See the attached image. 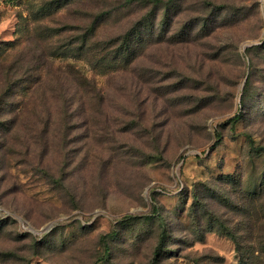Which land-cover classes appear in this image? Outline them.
<instances>
[{"label":"rangeland","instance_id":"rangeland-1","mask_svg":"<svg viewBox=\"0 0 264 264\" xmlns=\"http://www.w3.org/2000/svg\"><path fill=\"white\" fill-rule=\"evenodd\" d=\"M124 3L0 0V264H264V0Z\"/></svg>","mask_w":264,"mask_h":264},{"label":"trees","instance_id":"trees-1","mask_svg":"<svg viewBox=\"0 0 264 264\" xmlns=\"http://www.w3.org/2000/svg\"><path fill=\"white\" fill-rule=\"evenodd\" d=\"M125 3H124V6L125 5H129V4H132V5H149V4H153V5H159L162 0H124ZM107 13L109 12H100L98 13L96 16H94L93 20L90 22V24L87 25V32L89 33V36L88 37H91V34L95 31V29L99 26V24L102 22L103 20V16L106 15ZM136 29L135 25L132 26L131 28H129L127 30V33H125L124 35H120L119 36V40H120V37H121V41L118 40V38H116L114 40V42H116L117 44H119V47H122V48H126V50L128 51L130 49V38L129 36H131V33ZM86 39V43L87 45L89 44V39L88 37L85 35ZM105 49V46L102 47V50ZM120 49V48H119ZM241 105H242V102H241ZM240 117V115H236L235 116V120L238 119ZM217 135L218 137H220V133L217 132ZM128 218H132V215L130 216H127Z\"/></svg>","mask_w":264,"mask_h":264}]
</instances>
